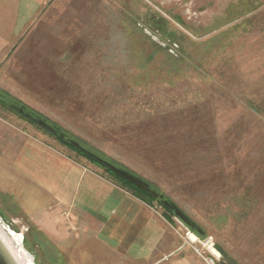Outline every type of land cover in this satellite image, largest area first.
Instances as JSON below:
<instances>
[{
  "label": "rangeland",
  "instance_id": "obj_1",
  "mask_svg": "<svg viewBox=\"0 0 264 264\" xmlns=\"http://www.w3.org/2000/svg\"><path fill=\"white\" fill-rule=\"evenodd\" d=\"M0 91L108 159L118 161L122 148L124 163L204 231L199 236L172 217L178 246H198L186 240L187 228L227 252L220 264H249V241L237 237L248 216L264 218V0H47L0 58ZM56 98V105L48 103ZM88 117L100 124L83 128L91 136L76 126ZM0 120L4 130L39 136L112 178L1 104ZM120 122L128 131L123 147ZM100 132L117 142L104 145ZM150 154L160 167L155 158L152 165L139 158ZM5 195L1 220L22 234L36 264H58L54 252L43 256L33 225ZM21 200L28 211L29 199ZM86 256L84 264L107 258L94 251ZM250 260L264 264L262 256Z\"/></svg>",
  "mask_w": 264,
  "mask_h": 264
},
{
  "label": "crops",
  "instance_id": "obj_2",
  "mask_svg": "<svg viewBox=\"0 0 264 264\" xmlns=\"http://www.w3.org/2000/svg\"><path fill=\"white\" fill-rule=\"evenodd\" d=\"M46 1L0 0V58L22 37ZM57 101L56 98L48 103L56 105ZM79 107L82 111L83 105ZM95 109L92 111H97ZM79 121L76 126L83 134V128L100 127L92 119ZM121 123L119 147L127 144L122 137L127 134V127ZM5 125L7 123L0 120V193L15 202L14 208L33 225V233L44 243L40 244L43 256L52 251L58 264H84L86 255L94 251L107 257L101 264H205L193 250L176 244L173 226L157 205L137 197L102 170L69 151L16 127L13 131L4 130ZM98 134L106 141L104 145L117 142L108 138L107 132ZM114 134L113 131L111 136L116 138ZM86 136H91L90 132ZM121 139L124 142H120ZM119 150L117 162L137 176L145 177L132 168L133 165L124 163L122 148ZM139 158L150 160L152 165L155 157L150 154ZM159 160L155 158L158 167L161 166ZM21 199H29L28 211L19 205ZM247 218V227L237 238L249 241L246 254L251 264L250 256L264 258V237L261 238L259 232L263 227L264 235V218ZM245 233L246 236L241 235ZM261 239L262 246L258 243ZM217 246V252L223 257ZM232 263L236 264L234 260Z\"/></svg>",
  "mask_w": 264,
  "mask_h": 264
},
{
  "label": "water",
  "instance_id": "obj_3",
  "mask_svg": "<svg viewBox=\"0 0 264 264\" xmlns=\"http://www.w3.org/2000/svg\"><path fill=\"white\" fill-rule=\"evenodd\" d=\"M14 108L20 113H24L28 118L32 119L37 125H39L43 129L55 135H58L60 138L66 139L69 144H71L80 152L86 154L103 167L109 169L114 174L120 176L132 185L151 195L153 198L158 200L166 210L172 212L175 218L181 220L186 226L189 227V225H191V220L189 219V217L173 201L166 199L161 192H158L153 189L150 184L141 177L129 172L126 169L118 167L113 163L107 161L106 159H103L102 157L98 156L97 154L89 151L75 139L66 137L63 132H61L56 126L48 123L45 119L33 117L29 113H25L23 108ZM0 264H36L35 256L30 251H28L23 245L22 234L15 233L6 223L1 220V218Z\"/></svg>",
  "mask_w": 264,
  "mask_h": 264
},
{
  "label": "trees",
  "instance_id": "obj_4",
  "mask_svg": "<svg viewBox=\"0 0 264 264\" xmlns=\"http://www.w3.org/2000/svg\"><path fill=\"white\" fill-rule=\"evenodd\" d=\"M240 16V15H239ZM239 24H242V22H240ZM168 34L170 35L171 32H168ZM171 55V54H170ZM173 56V55H171ZM0 104L6 108H9L13 111H15L18 115H20L21 117H24L26 119H28L29 121H31L32 123H34L35 125H37L32 119L28 118L24 113H20L18 110H16L14 107H20L23 108L25 113H29L30 115H32L33 117L36 118H43L45 119L48 123L56 126L61 132H63L65 134L66 137L71 138L72 136L65 131L64 129H62L61 127H59L58 125H56L55 123L51 122L49 119L45 118L44 116H42L38 111L32 109L31 107L23 104L22 102H20L19 100H17L16 98H14L13 96H11L8 92L6 91H0ZM38 127H40L39 125H37ZM42 128V127H40ZM45 130V129H44ZM46 132H48L51 135H55L47 130H45ZM56 138L64 143L65 145H67L68 147L72 148L73 150H75L76 152H78L80 155H83L85 158H87L88 160H90L91 162L95 163L98 166L103 167L102 165H100L99 163H97L95 160H93L92 158H90L89 156H87L86 154L80 152L79 150H77L76 148H74L71 144H69L67 142L66 139L60 138L58 135H55ZM76 141H78L83 147H85L86 149H88L89 151L97 154L98 156L102 157L103 159H106L107 161L113 163L114 165L121 167L123 169L128 170L129 172L133 173L132 171H130L129 169H127L126 167L122 166L121 164H119L117 161L113 160V159H108L106 158L104 155H102L100 152H98L95 149H92L90 147H87L84 142H82L81 140H78V138H74ZM103 169L112 176L113 180L115 182H117L118 184H120L121 186H123L124 188H126L127 190L131 191L134 195H136L137 197L144 199L146 201L149 202H153L156 201L160 207L162 208V213L164 214V216L170 221L172 222V217H174V214L168 210H166L158 200H156L155 198H153L151 195H149L148 193H146L145 191L137 188L136 186L132 185L131 183H129L128 181L124 180L123 178H121L120 176L114 174L113 172H111L109 169L103 167ZM134 174V173H133ZM136 175V174H135ZM149 183V182H148ZM150 186L155 189L156 191L160 192L156 187H154L151 183H149ZM164 197L166 199H168L165 195ZM170 200V199H169ZM179 207V206H178ZM180 208V207H179ZM181 209V208H180ZM182 210V209H181ZM183 211V210H182ZM184 212V211H183ZM185 213V212H184ZM186 214V213H185ZM187 215V214H186ZM188 216V215H187ZM189 217V216H188ZM189 219L191 220V225H189V228L195 232L196 234H198L199 236L204 235V231L200 228V226L189 217ZM219 248V250L221 251V254L223 257H226V253H224V251L222 250V248L218 245L217 246ZM31 249V248H30ZM32 251V249H31Z\"/></svg>",
  "mask_w": 264,
  "mask_h": 264
},
{
  "label": "built area",
  "instance_id": "obj_5",
  "mask_svg": "<svg viewBox=\"0 0 264 264\" xmlns=\"http://www.w3.org/2000/svg\"><path fill=\"white\" fill-rule=\"evenodd\" d=\"M185 237L186 240L193 246L194 252L206 263V264H220L219 257L220 254L215 250L213 244V238L211 236L201 239L195 234H192L189 229L185 228Z\"/></svg>",
  "mask_w": 264,
  "mask_h": 264
},
{
  "label": "flooded vegetation",
  "instance_id": "obj_6",
  "mask_svg": "<svg viewBox=\"0 0 264 264\" xmlns=\"http://www.w3.org/2000/svg\"><path fill=\"white\" fill-rule=\"evenodd\" d=\"M23 241H24V238H23Z\"/></svg>",
  "mask_w": 264,
  "mask_h": 264
}]
</instances>
